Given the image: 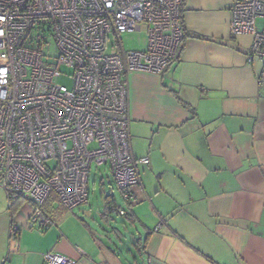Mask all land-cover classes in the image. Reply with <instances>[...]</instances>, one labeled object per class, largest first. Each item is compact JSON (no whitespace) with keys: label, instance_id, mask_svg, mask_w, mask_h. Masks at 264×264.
<instances>
[{"label":"crops","instance_id":"obj_1","mask_svg":"<svg viewBox=\"0 0 264 264\" xmlns=\"http://www.w3.org/2000/svg\"><path fill=\"white\" fill-rule=\"evenodd\" d=\"M235 2L184 0L178 59L159 75L125 78L131 153L148 164L136 162L130 215L118 214L111 193L96 215L106 224L112 212L125 217L122 230L134 233L105 231L58 200L53 225L31 229L33 205L21 201L0 208V264H44L47 252L78 264H264V60L248 61L251 36H230Z\"/></svg>","mask_w":264,"mask_h":264},{"label":"built area","instance_id":"obj_2","mask_svg":"<svg viewBox=\"0 0 264 264\" xmlns=\"http://www.w3.org/2000/svg\"><path fill=\"white\" fill-rule=\"evenodd\" d=\"M183 3L0 0V187L33 205L31 229L53 225L43 211L51 192L64 209L86 202L92 164L109 167L125 205L135 200L136 162L148 159L136 161L131 153L125 78L132 72L159 75L176 59ZM230 12V36H251L248 61L264 60V23L256 25L264 22V0H236ZM141 29L144 52L105 54L110 34ZM16 234L12 224L10 240ZM42 259L78 264L53 252Z\"/></svg>","mask_w":264,"mask_h":264},{"label":"rangeland","instance_id":"obj_3","mask_svg":"<svg viewBox=\"0 0 264 264\" xmlns=\"http://www.w3.org/2000/svg\"><path fill=\"white\" fill-rule=\"evenodd\" d=\"M117 41V38L110 34L107 38V48L105 50V54H112L114 52L120 53L121 50L119 47L115 45ZM119 41L121 44V48L124 52H144L146 48L147 43V34L145 30L140 31H134L131 33H121L119 35ZM116 54V53H114ZM69 72V70L66 69V74ZM61 84H65L68 87H71V82L68 80H61ZM110 169L107 166H96L95 164H92L89 170V180H88V197L87 201L80 205L79 207L73 209V210H66L68 214H73V216H76L77 218H80L82 220L88 221L89 223L91 220V217L95 218L101 226H103V229L106 231L110 230L111 227L116 228L118 230V233L123 234V236L128 239L130 237V234L134 233L133 231L129 229V233H126L122 230L121 225L126 224L128 226V221L125 219V217H120L114 214V212L110 213L109 215L112 216V221L108 222V224L111 226L108 228V224L105 222L99 220L98 216L96 215V212L98 210H101L103 207V198L105 195L110 194L113 195V198L117 202L118 205L121 206L125 210V212L130 215L132 213L133 206H127L125 205L124 201L121 199V197L118 195V191L115 188V182L114 179L110 176ZM112 175V174H111ZM114 183V184H113ZM120 193V192H119ZM24 201V200H23ZM7 199L5 191L0 187V208L7 207ZM90 210L91 215H88L87 217L84 216V210ZM118 211V209H116ZM112 222V223H111ZM136 229H139L138 226H135ZM114 230V229H113ZM115 230V231H116ZM109 235H111L112 241H115L117 245V241L115 238L114 233L112 231L108 232ZM106 235L99 232V235H97V238H99L100 243H104V237ZM123 240V239H121ZM120 253L123 252V248L119 249ZM125 253V252H124Z\"/></svg>","mask_w":264,"mask_h":264},{"label":"trees","instance_id":"obj_4","mask_svg":"<svg viewBox=\"0 0 264 264\" xmlns=\"http://www.w3.org/2000/svg\"><path fill=\"white\" fill-rule=\"evenodd\" d=\"M114 35V34H113ZM116 38H117V41H116V46L117 47H121V44H120V41H119V36L118 35H114ZM184 36H185V34L183 33V39H184ZM183 41V40H182ZM181 48H182V44H181V46H180V49H179V52H180V50H181ZM179 52H178V55H179ZM178 55H177V57H176V59H175V61L178 59ZM6 199H7V201H8V205H9V209L10 210H12L14 207H15V205L17 204V203H19V202H21V201H23V199H21V198H19V197H17V196H15V195H12V194H6ZM58 200V198H57V196L53 193V192H51L49 195H48V197H47V199L45 200V202H44V204H43V211H44V213L47 215V216H49L50 217V219L52 220V215H51V210H50V208H55V203L54 202H56ZM62 207V206H61ZM63 208V207H62ZM64 209V208H63ZM75 209V208H74ZM66 210H73V209H66ZM52 222H53V220H52ZM17 227V226H16ZM17 233H18V228H17Z\"/></svg>","mask_w":264,"mask_h":264}]
</instances>
